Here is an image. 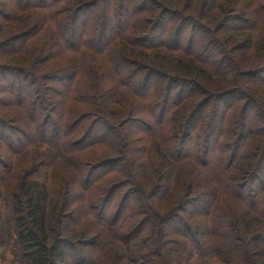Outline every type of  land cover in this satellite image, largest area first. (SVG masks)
<instances>
[{
	"label": "trees",
	"instance_id": "16d2710c",
	"mask_svg": "<svg viewBox=\"0 0 264 264\" xmlns=\"http://www.w3.org/2000/svg\"><path fill=\"white\" fill-rule=\"evenodd\" d=\"M178 1L0 0V51L20 57L0 66V226L19 263L264 264V0ZM109 101L131 105L120 122ZM128 123L151 140L149 170L157 145L159 184L131 182ZM44 145L78 202L56 157L36 160ZM183 174L186 195L158 213Z\"/></svg>",
	"mask_w": 264,
	"mask_h": 264
},
{
	"label": "rangeland",
	"instance_id": "374dc122",
	"mask_svg": "<svg viewBox=\"0 0 264 264\" xmlns=\"http://www.w3.org/2000/svg\"><path fill=\"white\" fill-rule=\"evenodd\" d=\"M175 1H177V3H178V5H179V7H180V10L182 9V7L184 6V3H185V1H184V3L181 1V2H179L178 0H175ZM152 2L150 1V2H148L147 4H151ZM167 5H170V4H167ZM192 5H193V7H200L199 6V0H194L193 2H192ZM186 7V11H185V13H188V11H190L191 10V8H190V4H188V5H186L185 6ZM175 8V7H174ZM208 13L210 12V10H208L207 11ZM208 13H207V16H208ZM210 14H212V12L210 13ZM209 14V15H210ZM212 18V17H211ZM210 18V19H211ZM201 20H203L204 21V19H202V18H200ZM216 20V19H215ZM215 24H216V22H215ZM214 24V25H215ZM1 35V34H0ZM34 45V44H33ZM33 47V46H32ZM237 56H240V54L238 53V52H236L235 53ZM244 58H245V60L247 59V57L249 56L248 54H244V55H242ZM241 56V57H242ZM86 57H88V58H90V59H92V60H94L95 62L97 61L98 63H97V66L96 67H98L99 68V66H98V64L100 63V64H104L105 65V61H104V59H102L101 57H98V56H93L92 54H89V53H87V56ZM176 56H173V58H175ZM18 58H20V57H17V59L16 58H14V59H16L17 61L18 60H20V59H18ZM237 58V57H236ZM11 58H10V56L9 55H6L2 50L0 51V66H6V65H9V66H11L12 64H15L16 63V60H12L11 59V61H9ZM29 59L27 58V59H22L21 61L22 62H29L28 61ZM99 60V61H98ZM31 62V61H30ZM104 62V63H103ZM243 62V61H242ZM17 63H19V62H17ZM157 68H159V70H163V69H161L160 67H158L157 66ZM164 71V70H163ZM201 73V72H200ZM206 76V75H205ZM199 82H201L202 84L201 85H203V87L205 88V89H207L208 91H211V92H213V93H218V92H220V91H222V90H220L221 89V87H222V84L221 83H219L218 81H207V80H205L204 79V76H202V79L201 80H199ZM200 84V83H199ZM224 89H226V88H224ZM0 90H1V88H0ZM207 90H205L206 91V93H208L207 92ZM258 99V101H260V103H263L264 104V98H261V97H258L257 98ZM111 100V99H110ZM109 103V105L108 106H111V109H112V111H114V110H117V111H120V116H115V115H111L112 117H116V119H118L119 120V122L122 120V118H124L125 116H127V112L129 113V106H131L130 104H128V102L127 101H118V104L116 105V102H111V101H109L108 102ZM115 104V105H114ZM193 110L194 109V107L192 106V107H190V110ZM189 110V109H188ZM0 112L2 113V114H4L5 112H3L2 111V109L0 110ZM7 112V111H6ZM12 112V111H11ZM105 113V112H104ZM137 113H138V111H137ZM189 113H190V111H187L186 113H185V115H187V116H189ZM106 114V113H105ZM111 114H114V113H111ZM139 114V113H138ZM6 115H8L7 117H9V116H11V113L9 112V114H6ZM129 116V115H128ZM118 122V123H119ZM134 126V123H128V125L126 126V127H123L122 128V130H124L123 132H127L128 133V136H129V138L128 139H126L127 141H126V145H124L123 147H121V149H120V151H119V154H118V156H120L121 158H123V159H125V162L124 161H122V164L123 163H125V165L126 166H129V164H128V160H127V158L126 157H128V158H131L132 160H133V162L132 163H130V168H127L126 170H130V172L132 173L133 172V170H134V176L133 175H131V182L133 183V185L134 186H136V187H138V186H140L142 183H145V187H152L153 186V184L154 185H156V184H159L160 182H162V180L164 181V178H165V176H166V174L165 173H167V172H169V170L167 169L166 170V168H164V167H159V168H157V166H160V163H159V161L160 160H162L163 158H161V157H157L156 156V152H155V149H157V145L154 143V144H152V147H151V145L149 144V145H147L148 146V148H149V151L152 153V154H154V156H155V169H153V170H149L147 167H145L144 165H143V162H142V160H141V158H140V156H139V150H138V148L141 146V145H143L144 143L146 144V143H149L150 141H149V139H147L148 141H146V140H144V139H146V138H144V137H142V135L140 134V133H133V129H132V126ZM135 129V128H134ZM131 131V132H130ZM136 136H139V137H141V138H144V139H141V140H137V139H135L136 138ZM14 144H16V142H14ZM101 152H104L105 154L104 155H107V158L109 159V158H111L112 157V150H110V149H102V151ZM59 155V154H58ZM58 155H57V153L54 151V149L53 148H47L45 145L42 147H39V149H37L36 150V160H40L41 158L44 160V159H52V158H54V157H56L55 158V162L57 163V169L61 172V173H63V174H65L66 176H68V178L67 179H69V181H70V183L67 185V187H66V190L68 191V194L69 195H71V197H69V199L70 200H73L74 199V203H76V202H78V199H76V197H75V195H74V193H77V191L78 190H80V187H79V184H78V182L77 181H75V177H74V174H73V169L63 160V159H61V158H58ZM103 156V155H102ZM116 156V155H115ZM23 162V165H26V164H29V161L28 162H25V161H22ZM134 163V164H133ZM180 167H177L176 169H179ZM165 171V172H164ZM123 172H125V169L123 170ZM184 173V172H183ZM115 175V174H114ZM114 175H110L109 177H112V176H114ZM160 175H163V179H161V177L159 178V176ZM187 174H183L181 177L180 176H178V178H179V184L177 185V186H174L173 188H171V190L173 191L172 192V194H171V197H169V198H167L166 200H163V201H156L157 200V198H154L152 201H155L154 203H155V207H158V208H160V210H158V211H160V212H158V213H167L169 210H171L173 207H175V206H177L178 204H179V201L180 200H182V198H184L183 196L184 195H186V186H185V184H184V178H185V176H186ZM136 176V177H135ZM21 180V179H20ZM69 181H67L66 180V182H69ZM8 182V181H7ZM21 183H22V181H21ZM20 183V184H21ZM181 183V184H180ZM198 183H202V181H199V180H195V184H196V186H195V188H194V190H193V195L194 194H196L197 192V190H196V188L198 187ZM15 184H17V183H15ZM104 184H107V183H104ZM173 184V183H172ZM172 184H171V186H172ZM2 186H4L3 184L2 185H0V187H2ZM141 186H143V185H141ZM185 186V187H184ZM61 187H59V189H60ZM15 189H16V191H18L17 190V187H15ZM96 195H99V196H102L101 194H98V193H95ZM80 199V198H79ZM171 201V202H170ZM71 202H69L68 204H67V210H70V209H72L73 208V206H71L70 207V204ZM178 203V204H177ZM1 204H3V202L1 201V203H0V205ZM70 207V208H69ZM155 209V208H154ZM189 212H192V210L194 209H196V207H194V206H190L189 208ZM164 213V214H165ZM8 214L9 215H11V213L10 212H8ZM180 215H182V214H180ZM185 216V215H184ZM245 216V215H244ZM246 219H249L248 217H246ZM251 219H253L254 220V218H251ZM252 225L253 226H251V227H248V230L249 231H252V233H254L255 231L254 230H256V231H258V230H260L261 229V226L259 225V223L258 222H254L253 221V223H252ZM6 227H8V225H6ZM4 228V227H3ZM3 228L0 226V235H2L3 237H2V240H1V245H0V264H22V263H19L18 261H16L15 259H16V257H15V244L13 243V241H14V236H12V238H11V233H8V231H6V229L5 230H3ZM68 230H70L69 228H67ZM242 229H244V227L242 228ZM76 232V231H75ZM247 233V232H246ZM245 234V233H244ZM4 236H5V238H4ZM9 237H10V239H9ZM55 237V236H54ZM103 238L104 239H107V238H111L110 236H108L106 233L105 234H103ZM52 239H53V236L51 237V241H52ZM110 241H109V243L111 242L112 243V247H115L116 246V242L111 238V239H109ZM245 249H246V253L247 252H251L252 251V244H250L249 243V241H247V239H245ZM110 250L108 251V254L110 255ZM262 259V258H261ZM257 260H259L260 261V256L257 258Z\"/></svg>",
	"mask_w": 264,
	"mask_h": 264
}]
</instances>
